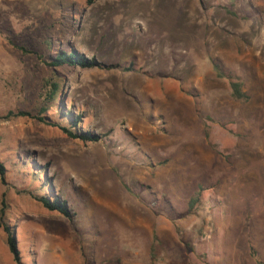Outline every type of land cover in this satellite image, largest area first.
Listing matches in <instances>:
<instances>
[{
  "label": "rangeland",
  "instance_id": "rangeland-1",
  "mask_svg": "<svg viewBox=\"0 0 264 264\" xmlns=\"http://www.w3.org/2000/svg\"><path fill=\"white\" fill-rule=\"evenodd\" d=\"M0 160V264H264V0H0Z\"/></svg>",
  "mask_w": 264,
  "mask_h": 264
},
{
  "label": "trees",
  "instance_id": "trees-1",
  "mask_svg": "<svg viewBox=\"0 0 264 264\" xmlns=\"http://www.w3.org/2000/svg\"><path fill=\"white\" fill-rule=\"evenodd\" d=\"M47 64L53 68L57 69L58 67L62 66H76L81 67L84 69L96 67L98 64L95 60L87 58L85 55L77 52L75 49H71L69 51L62 50L58 52V54L53 57ZM64 81V80H63ZM63 81L60 83L57 80L53 83H50V91L47 95L46 101L44 106L41 108V113H45L51 108H54L56 103V99L58 94L61 92L63 88ZM232 90L233 95L236 98L243 97V93L241 91L242 84L239 82H232ZM61 115L64 117L66 122L62 123L60 120H53L47 116H39L36 117L41 123L46 125H51L58 127L64 133H66L70 138L75 140H81L83 142H97L100 140L99 134L92 132V131H84L79 128L80 118L77 116L75 117L73 114L67 111H63L59 109ZM22 115H30L29 113H22ZM25 167L32 170L31 174L28 176L26 175L27 179L30 182L34 180H38L41 182L42 177H44V181L42 183V188H49V191L44 190L43 193L37 194V192H28L42 207L46 210L51 212H57L65 217L72 219L73 213L71 209L67 206L66 200L62 199L61 196L55 195L52 191L51 185H49V179H47L45 172L41 171V167L35 168L34 163L30 160L29 162H24ZM30 165V166H29ZM33 168V169H32ZM7 174V168L5 164L0 160V179L2 182H5ZM29 177V178H28ZM28 191V190H27ZM0 228H3L6 233V240L7 244L9 245L10 250L14 254V258L19 263L20 261V254L17 245V237L16 231L14 230L13 226L5 223H0Z\"/></svg>",
  "mask_w": 264,
  "mask_h": 264
}]
</instances>
